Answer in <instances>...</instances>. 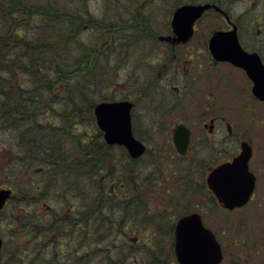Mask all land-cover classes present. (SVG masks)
Listing matches in <instances>:
<instances>
[{
	"label": "flooded vegetation",
	"instance_id": "1",
	"mask_svg": "<svg viewBox=\"0 0 264 264\" xmlns=\"http://www.w3.org/2000/svg\"><path fill=\"white\" fill-rule=\"evenodd\" d=\"M211 2L216 6L194 21L187 39H179L182 33H175L171 27L172 13L182 4L179 3L168 21L166 18L164 27L142 32L139 48L131 50L132 56L131 51L126 55L127 58L130 54L131 64L123 99L131 104L132 133L143 143V152L132 157L122 144L96 143L79 145L84 150L78 157L95 159L96 170L90 181L98 185L93 188L97 200L99 185L107 184L105 191L113 201H122L129 213L134 209L136 214L156 219L155 230L165 229L166 223L173 239L180 217L198 212L203 221L201 212L195 209V198L209 202V206L216 204L226 214H238L237 229L241 236L229 247L220 242L222 259L217 264H255L264 261V229L258 239H249L246 231L250 222L245 217L255 215L264 224V130L262 134L259 131L260 125H264V98L254 89V78L264 86V71L260 70L264 66V12L260 10L256 12L258 16H252L247 6L244 10H233L225 3ZM209 11L215 12L216 21L208 24L205 37H197L199 22ZM217 31L224 37L234 34L244 54L215 58L210 40ZM222 44L227 43L222 41ZM247 68L254 71V78ZM95 124L92 135L100 132L98 140L102 141L103 133L96 121ZM185 135H188L187 143H184ZM244 147L250 150L247 163L254 175V187L243 205L229 209L218 202L206 178L217 165L232 162ZM100 151L110 160L106 168L98 166ZM121 164L125 168L123 178L116 176L115 167ZM165 168L170 183H164L167 177H163L159 184L149 186L148 170L157 169L163 174ZM83 173L87 172L80 168L78 199L83 196ZM139 174L143 181L137 188L134 179ZM183 177L192 184L188 181L186 192L171 198L166 194L173 189L171 184L175 186ZM180 202L183 209H178ZM49 209L48 205L46 210ZM203 224L206 225L204 221Z\"/></svg>",
	"mask_w": 264,
	"mask_h": 264
},
{
	"label": "trees",
	"instance_id": "2",
	"mask_svg": "<svg viewBox=\"0 0 264 264\" xmlns=\"http://www.w3.org/2000/svg\"><path fill=\"white\" fill-rule=\"evenodd\" d=\"M72 1L0 0V133L7 129L18 136L21 163L15 162L11 167L16 166L18 170L27 166L26 163L44 161L45 165L41 169L46 170L48 166L54 170L57 182L55 186L58 184L61 193L65 192L67 195L73 189L77 198L78 174L68 172L77 167L83 168L90 175L84 180L91 188H98V185H93L90 181L93 170H96L94 157H78L72 160V164L60 165L51 156L57 149L48 142L39 140L35 133L51 132L54 144L63 145L56 133L58 130L65 131L66 128L68 134L63 142L71 135L74 145L96 144L94 140H98L100 132L91 135L94 139L90 138L88 140L91 141L87 142L83 141L78 130L71 132L68 125L77 121L81 113L91 111L99 90H109V85L113 86L115 63H119L131 50L139 48L142 32L152 30L144 22L129 25L116 20L99 21L90 13L87 0H76L83 5L81 8L84 11L77 6L72 8L74 10H69L67 4L74 3ZM83 15H88L89 19L84 20ZM34 17L39 21L33 25L31 20ZM83 25H87L84 29L86 36L79 39ZM56 116L58 118L54 120ZM62 121H68L67 125H61ZM58 153L60 154H56ZM102 154L100 151L101 156ZM109 164L107 157H100L99 167L106 168ZM115 168L116 176L123 178L124 165H116ZM142 181L140 176L135 177L137 188L142 186ZM147 182L150 186L149 177ZM106 187L107 184H100V201L85 205L79 217L72 221L70 230L73 236L78 235L77 242L71 244L63 238L58 239V242L52 240V236L56 238L60 235L55 232L61 227L58 226L61 219H55L53 214L44 210L32 221L26 220L25 227L20 230L26 243L13 240L5 249L3 243L0 264H94L95 254L107 240L108 231L110 230L109 241L114 234H118L113 230L118 224L115 222L116 218L109 212L113 198L105 191ZM85 194L86 188H83L84 197ZM73 202L75 200L67 201V205L74 204ZM118 202L122 220L136 218L134 209L129 213L122 201L113 204ZM12 222L7 224V228L16 224L14 219ZM106 222L108 230L99 229ZM141 228L139 226L137 231L140 232ZM81 230L83 235L78 234ZM161 230L167 232L166 229ZM158 232V229H153V243L155 239L159 241ZM108 258V264L123 263H116L119 260L117 254H108Z\"/></svg>",
	"mask_w": 264,
	"mask_h": 264
},
{
	"label": "rangeland",
	"instance_id": "3",
	"mask_svg": "<svg viewBox=\"0 0 264 264\" xmlns=\"http://www.w3.org/2000/svg\"><path fill=\"white\" fill-rule=\"evenodd\" d=\"M204 1L225 3L233 10L243 9L244 6H247V11L250 14L252 13V16H258L256 12L260 10L264 12V0H87V5L91 10L90 13L92 16L99 21L115 22L116 20V22H126L129 25L134 24V22H144L149 24L150 28H154V31H156L159 28L164 27L163 24L165 23L166 18L168 21L173 8L177 4ZM259 1L261 2L257 3ZM72 2L74 3L69 2V4H67L69 10H74L72 9L74 7L81 8V6H83L76 2V0H73ZM81 11L84 10L81 8ZM83 19H89L88 15H86V17L83 15ZM38 21L37 17H34L33 20H31L33 25ZM214 21H216L214 11H209L205 14L199 22V28L196 31L198 34L197 37H205L208 24L213 23ZM86 27L87 25H83V29H81L80 34L78 35L79 39H84V29ZM131 52L132 56L133 51ZM129 55L127 58L125 57L121 59L119 63H115L116 69L114 70L113 86L111 87V85H109V90H105L104 88L99 90L97 95H95L94 92L95 97L93 100L94 103L92 104L93 106L95 103L102 100H109L111 98L112 100H117L124 98L127 75L129 74L127 70L129 69V64H131V57ZM88 93L91 94V92ZM104 96H107V98H103ZM93 106L91 107V111L81 113L78 115L79 118L77 121H73V123H69L68 125L71 132L78 130L80 137H82L83 141L87 142L94 139L91 136L93 128L96 127ZM57 118L58 116H56L54 120H57ZM67 122L68 121H62L61 125L66 126ZM262 122L264 123V120ZM260 128L259 131L262 134L264 125L261 124ZM57 132V137L62 140H64L65 135L68 134L66 128L65 131L58 130ZM88 133H91V135H88ZM35 135L39 140L42 142H48L56 149H59V146L61 148H70L74 145L71 135L67 136L65 139L66 142L60 140V144L64 143L63 145L54 144V140L51 138V132L43 131L37 134L35 133ZM90 138L92 139L88 140ZM94 141H96L95 143L106 144L104 139L102 141ZM17 142L18 136L13 131L7 129L1 131L0 187H11L15 195L13 198L8 200L5 207L0 210V236L3 238L4 249L5 247L11 245L13 240L26 243V241L23 240V235L20 233V230L25 227L24 223H27L26 220L30 222L35 219L37 215L46 210L48 205L50 206L48 213L51 215L53 214L52 216H54L55 219H61L59 220L60 225H58L61 227L55 232L60 235L56 238H54L55 236H52V240L58 242V239L62 240L61 238H63L71 244L74 241L77 242V240H79L78 235L75 234L73 236V232L70 230L72 227V221L79 217L80 212L83 211V207L85 205H90L92 201H100L99 197L97 200L96 191L87 184V181L83 180L82 189L86 188V194L85 197L84 195L82 196V199L78 200V198H75L73 189H71L70 192H67V195L65 192L61 193L62 190L58 189V184L55 186L56 175L54 170H51L48 166L46 167V170L41 169V166H43V164L45 165L44 161L35 162L34 164L25 162L28 165H24L18 170L16 166L11 167V165L15 164V162L21 163V158L18 155L20 146H18ZM51 154L50 155L52 157L57 156V154L53 155V152ZM138 171L140 172V169ZM162 172L163 174L157 169H149L147 177H149L151 183L159 184V181H162L163 177L166 178L168 176V169L165 168ZM138 176H140V174ZM186 178L187 177L181 178L175 186H173L174 183L172 182L173 184H171L172 186L170 187L173 189L166 194L171 198L176 199L177 196H179V192H186L188 181L192 184V181L190 180L185 181ZM165 182L170 183V178L167 177V179L164 180V183ZM83 183L86 185H83ZM199 185L202 186L203 184L199 181ZM199 185L196 181L195 188L197 189ZM72 200H75V203L73 202L74 204L67 205V201ZM101 202L104 204L103 201ZM113 203H116V201L114 200ZM113 203L110 205L111 207L109 212L111 215L113 213L116 218L115 222L118 224H116L113 230L117 231L118 234H114L111 241H109L108 238L110 230L108 231V235L106 236L107 240L104 242V245H102V248L98 249L100 251H97L95 254L94 264H108V254L111 253L114 256L117 254L119 260H116V263L123 261L122 264H179L176 261L174 254V239L172 232L168 230L167 232H164L161 229H158V235L160 236L159 241H156L157 239H155V242L153 243V224H155L156 219H151L152 217L150 216L137 214L136 218L131 217L130 220H122L118 211L120 202L117 203L118 205H114ZM195 203L197 205L195 206V209L201 212L203 221L215 232L219 242L227 243L229 247L233 242L239 239L241 232L237 229L240 218L238 214H226L221 211L216 204L209 206V202L205 203V200L203 201V199L201 200L199 198H195ZM181 208L183 209V205L180 202L178 209ZM4 219H6V221H3ZM13 219L16 224L10 229L7 228V224L12 222ZM164 219L168 220L165 217ZM245 219L250 222V229L246 231V233L249 234V239H258L261 231L263 232L262 229H264V224L261 223V221L258 220L259 217L255 215L246 216ZM163 225L165 226L163 228L166 229L167 224L164 223ZM139 226L142 227V230L140 231L141 235L139 234L140 232L137 231ZM100 228L102 230H108L107 222L105 226L101 225L99 229ZM55 233L52 235H55ZM78 234L83 235V231L81 230ZM231 249L234 250V246H231ZM229 254L231 255L232 253ZM235 255L236 254H234V256ZM121 258H123V260H121ZM255 264H264V261L259 260Z\"/></svg>",
	"mask_w": 264,
	"mask_h": 264
},
{
	"label": "water",
	"instance_id": "4",
	"mask_svg": "<svg viewBox=\"0 0 264 264\" xmlns=\"http://www.w3.org/2000/svg\"><path fill=\"white\" fill-rule=\"evenodd\" d=\"M214 3L204 1L184 3L175 8L171 18V27L175 33H182L179 39H187L191 35L192 25L203 12ZM226 41L227 44H222ZM213 56L226 59L244 54L236 36L224 37L220 31L213 34L210 40ZM235 61V60H234ZM238 63V62H236ZM248 74L254 78V71L247 68ZM264 71V66L260 67ZM255 80V92L264 98V86ZM130 102L121 100H102L94 105L93 112L103 137L109 144L117 143L126 146L132 157L139 156L143 143L134 137L129 115ZM188 135L184 137L187 143ZM175 140L177 136L175 135ZM181 152L184 149H180ZM250 150L243 148L240 155L230 163L217 165L207 175V184L217 200L226 208L232 209L243 205L250 197L254 187V175L248 169L247 160ZM12 196L10 187H0V209ZM0 237V250L2 248ZM174 253L179 264H217L222 259L221 245L213 231L205 226L198 212L180 217L174 231Z\"/></svg>",
	"mask_w": 264,
	"mask_h": 264
},
{
	"label": "bare ground",
	"instance_id": "5",
	"mask_svg": "<svg viewBox=\"0 0 264 264\" xmlns=\"http://www.w3.org/2000/svg\"><path fill=\"white\" fill-rule=\"evenodd\" d=\"M54 149H55V147H54ZM62 149L66 150V152H64ZM83 150H84V147L77 146V145H73L70 148H65V147L64 148L63 147L61 148L59 146V149H57L56 153L57 152H60V154L58 153L57 156L55 155L56 157H53V158L60 165L72 164V160H74L75 158H78V156L82 153ZM53 153L56 154L55 153V150H54ZM64 171H65V169H64ZM69 173H71V174L77 173L78 174L77 175V178H79V176H80V167L79 168L77 167V169H74V170L72 169L71 171L68 172V174ZM89 177H90V175L88 173H83V179H87Z\"/></svg>",
	"mask_w": 264,
	"mask_h": 264
}]
</instances>
